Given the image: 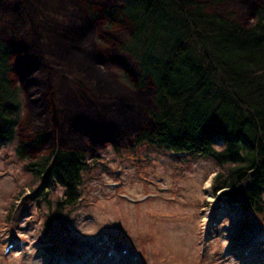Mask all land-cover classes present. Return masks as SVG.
Instances as JSON below:
<instances>
[{
  "label": "rangeland",
  "instance_id": "obj_1",
  "mask_svg": "<svg viewBox=\"0 0 264 264\" xmlns=\"http://www.w3.org/2000/svg\"><path fill=\"white\" fill-rule=\"evenodd\" d=\"M260 4L228 0L213 10L249 22ZM119 7L120 0H0V37L22 44L15 73L26 104L19 137H44L26 155L55 147L106 155L85 176L79 206L63 217L68 230L59 254L44 237L57 232L45 227L38 197L22 204L33 191L26 188L28 160L14 145L0 147V264H65L59 255L82 264H264V229L255 224L243 235L239 208L213 193V160L180 155L173 164L150 149L147 162H107L114 145L130 146L153 124V85L142 82L137 62L119 47L127 27L107 28L91 14Z\"/></svg>",
  "mask_w": 264,
  "mask_h": 264
},
{
  "label": "trees",
  "instance_id": "obj_2",
  "mask_svg": "<svg viewBox=\"0 0 264 264\" xmlns=\"http://www.w3.org/2000/svg\"><path fill=\"white\" fill-rule=\"evenodd\" d=\"M227 1L211 0L208 6L201 0H120L122 7L91 14L105 19L107 28L127 27L119 47L137 62L142 82L154 88L152 126L139 130L130 146L114 145L109 165L120 158L147 162L150 149L155 156H171L173 164L180 155L213 160V193L236 204L241 231L247 232L264 226V4L246 22L234 12L213 10ZM16 54L0 37V147L14 145L17 157L28 160L32 181L26 188L33 191L22 204L38 197L33 200L44 209L45 227L57 232L44 237L54 250L63 249V217L68 207L79 206L85 176L106 155L57 147L37 158L26 155L44 137L39 133L28 143L19 137L26 104L15 78Z\"/></svg>",
  "mask_w": 264,
  "mask_h": 264
},
{
  "label": "bare ground",
  "instance_id": "obj_3",
  "mask_svg": "<svg viewBox=\"0 0 264 264\" xmlns=\"http://www.w3.org/2000/svg\"><path fill=\"white\" fill-rule=\"evenodd\" d=\"M13 9H14V8H13ZM15 15H17V14L15 13ZM13 29H14V28H13ZM18 38H19V37H18ZM18 38H16V39L18 40L17 43L20 44V41H19L20 39H18ZM16 39H15V40H16ZM11 45H12V47H15V48H16V51H15V52H16L17 54H16V56H15V60H17V61L19 62V63L17 64V67H20V71H21V67H22V64H21V63H22V62L19 61V60L21 59V56H20L19 53H18V52H21V51H17V50H18V49H22V48L20 47V46H22V44H20V46H19V45H14V44L11 43ZM13 45H14V46H13ZM17 70H18V69H17ZM27 71H28V69L25 70V71H23V73L26 74Z\"/></svg>",
  "mask_w": 264,
  "mask_h": 264
}]
</instances>
